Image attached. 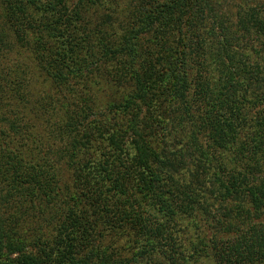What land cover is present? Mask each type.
Here are the masks:
<instances>
[{"label":"trees","instance_id":"trees-1","mask_svg":"<svg viewBox=\"0 0 264 264\" xmlns=\"http://www.w3.org/2000/svg\"><path fill=\"white\" fill-rule=\"evenodd\" d=\"M262 213L264 0H1L0 264H264ZM128 234L140 261L102 243Z\"/></svg>","mask_w":264,"mask_h":264},{"label":"rangeland","instance_id":"rangeland-1","mask_svg":"<svg viewBox=\"0 0 264 264\" xmlns=\"http://www.w3.org/2000/svg\"><path fill=\"white\" fill-rule=\"evenodd\" d=\"M236 7H231L232 11L235 9ZM0 12H1V0H0ZM7 60V59H6ZM43 88L42 85H38L35 92H39V90H41ZM31 99L33 100V96L31 97ZM36 101V100H35ZM42 103H44L43 98H42ZM36 104H38V101H36ZM48 112V111H45ZM31 116V117H30ZM9 118L11 121H15L17 124H20L23 127H27L26 129L29 131L28 126H33L36 128H39V130L37 132L42 133L44 131H47L48 133H50V129L51 127L54 125V127L56 126V121L54 120V118L50 119L49 116V121L48 123L45 124H41L38 120V118L32 114V112L29 110V108H24L23 111H17L15 109L12 110V112L9 114ZM45 120V119H44ZM34 129V128H32ZM48 135V134H47ZM46 135V136H47ZM49 143L51 144L53 149H56V146L61 145V142L58 140V137L50 139ZM66 176V173H65ZM218 198L212 199L210 205L207 206V208H204L201 204L196 203V209L195 211H190V214H186L184 215L181 219H182V224H183V230H180V238H179V242H183L184 246L183 249L184 251H186V249L190 248V247H196V245H194V242H198L199 241V236L201 235L200 233L203 232V235L206 236L207 238V242L210 243L211 238L214 235L215 229L212 228V226H216L217 225V219L219 217H223L225 214V209L226 208L223 203L220 206L219 201H217ZM206 207V205H205ZM36 213L40 212L39 209L35 210ZM224 213V214H223ZM192 214V215H191ZM227 214H225L226 216ZM35 218V224L36 225V221L39 217H36V215L34 216ZM259 217L258 216H253V220H258ZM261 219L264 220V213H262L261 215ZM226 220H232V222H241L242 217L240 214L235 213L234 215H231V217L227 218ZM252 220V219H251ZM129 235V234H128ZM134 236L129 235V236H115V235H111V237H107L105 238L106 241L102 242L105 245H109L112 248H116V246H121L122 251L121 253L118 251L119 254H122L123 256L127 257H131V260H139L140 261V254H138V250L140 249L141 243L144 242V238L141 236V238H143L141 240V243H135L134 242ZM101 243V244H102ZM160 243H163V241H160L159 244L156 246L155 249H152L153 251V256H152V262L153 264H170V260L167 259V255L166 253H164V250H169V247H166V249H163L162 251H160ZM203 250L200 249V245H198V249H200V254L202 255H198L195 256L197 257L195 259V257H193V259H191V261H187L186 264H218L216 262V260L213 257L212 254V249L208 248L207 244L203 245ZM196 248V249H197ZM191 251L194 252V249L191 248ZM188 253V252H187ZM147 258V257H146ZM190 258V257H189ZM144 261H146V259L144 258ZM160 262V263H159Z\"/></svg>","mask_w":264,"mask_h":264}]
</instances>
